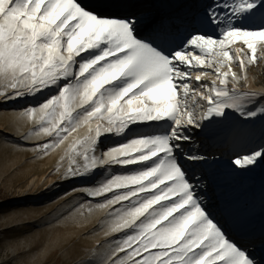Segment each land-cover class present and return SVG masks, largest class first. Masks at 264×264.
I'll use <instances>...</instances> for the list:
<instances>
[{
	"label": "snow or ice",
	"instance_id": "1",
	"mask_svg": "<svg viewBox=\"0 0 264 264\" xmlns=\"http://www.w3.org/2000/svg\"><path fill=\"white\" fill-rule=\"evenodd\" d=\"M184 4V0H95L90 6L82 0H0V101L33 95L68 80L58 95L39 105V112L48 117L49 125L41 131L48 136L54 134L55 138L53 144L43 145L45 149L62 143L69 131L91 118L108 121L102 131L98 127L95 135L84 138L83 172L73 168L68 179L86 174L98 165L126 166L151 161L153 166L144 171L117 175L95 189L84 188L91 197L113 188H126L115 200L136 198L126 213L130 219L112 229H130L135 234H126V239L119 241L106 257L109 264H260L207 213L196 186L206 188L208 178L203 173L189 177L177 153L184 142H191L192 152L183 153L185 160L215 162L218 157L196 150L199 145L185 134V129H199L203 121L223 116L228 109L245 116L256 115L245 112V106L254 101L260 103L264 94L241 92L235 87V73L231 77L233 86L228 87L229 73L221 72L220 66L227 59L236 61L243 69L264 59V47L259 55L256 49V41H264V22L256 28L236 26L250 10L264 8V0H212L205 14L200 18L194 16L191 21L178 12ZM178 20L199 27L212 25L220 35L197 31L184 48L171 51L166 39L178 26ZM141 33L152 39H141ZM235 40H242L248 51L226 50V45ZM190 46L205 55L213 46L218 48L214 71L219 84L212 81L207 94L189 91L190 69L204 64L200 55L193 57L195 50H189ZM94 49H99V53L81 60L78 71H73L77 66L75 57ZM73 77L75 83H70ZM195 80L201 85L200 76ZM120 81H124L123 85L115 87ZM198 96L207 102V112L200 119L188 111L189 97L196 101ZM67 100L76 101L82 111L75 115L66 107L60 111L61 101ZM85 104L90 107H83ZM185 111L186 120L182 118ZM256 111H264V106ZM58 112L66 127L58 123ZM165 118L173 121L166 135L134 138L95 155L101 135H119L133 122ZM130 150L138 153L135 159L128 156ZM89 152L93 154L88 155ZM260 160H264V146L233 156L231 163L245 169ZM140 217L143 220L136 224Z\"/></svg>",
	"mask_w": 264,
	"mask_h": 264
},
{
	"label": "rangeland",
	"instance_id": "2",
	"mask_svg": "<svg viewBox=\"0 0 264 264\" xmlns=\"http://www.w3.org/2000/svg\"><path fill=\"white\" fill-rule=\"evenodd\" d=\"M94 2L95 0H82V3L90 6ZM184 2L183 9L178 12L185 14L191 21L194 16L204 15L212 0ZM262 22L264 8L258 7L244 14L236 22V26L256 28ZM177 24L166 39L171 51L184 48V45L177 44L178 38L186 39L192 33L201 31L190 22L181 24L178 20ZM219 35L218 30L213 34L216 37ZM140 38L152 39L146 33H141ZM262 47L264 41L257 40L258 55ZM235 48L248 51L242 40H235L226 45V50ZM99 51L94 49L75 57L77 66H74L73 71H78V63L81 60L88 59ZM217 51V46H213L208 55L199 50L193 52V57L200 55L204 64L195 66L201 68L198 73L190 70L189 90L194 87L193 78L197 75L217 80L219 84L214 71L217 66L214 63ZM243 58L247 60V57ZM193 63H196L195 60ZM220 71L229 73L228 87L233 86L231 77L235 73L238 77L235 86H238L241 92L254 81L262 88L261 94H264V59H258L243 69L236 61L225 59ZM75 79L73 77L70 83H75ZM67 82L68 80H61L33 95L0 101V264H109L106 257L116 248L119 241L126 239V234H135L125 228H121L119 232L112 231L117 223L130 219L126 213L136 198L115 200V196L122 195L126 188H113L98 197L87 195L84 188L95 189L102 187L117 175L130 176L144 171L153 166L151 161L126 166L98 165L94 169H91V161H88L91 169L88 173L68 179L67 174L73 168L78 167L83 172L85 160L81 153L84 152V138L95 135L98 127L102 131V128L108 125V121L101 118H91L79 124L67 133L62 143H56L54 147H43L46 143L53 144L55 138L54 134L48 136L41 131L42 127L49 125L48 117L39 112V105L58 95L60 87ZM123 83L124 81H120L115 87L118 88ZM61 105L60 111H64L66 107L73 115L82 111L81 107H77L76 101H61ZM260 106H264V100L245 106V112H256L254 116H245L231 109L225 110L223 116H213L212 121L218 119V124L209 125L210 136L218 139L220 145L197 135L203 130L204 123L199 129H185V134L187 131L194 132L190 136L195 144L199 145L196 150L218 157L215 162L185 160L183 153L192 152L191 142H184L177 155L179 163L189 177H197L203 173L208 178L206 188L196 186L197 195L204 198L203 207L207 213L216 220L231 240L246 248L252 257L263 264L258 253L254 251V244L248 245V240H260L264 237V160L245 169H238L231 163L233 156L264 146V111H256ZM83 107L90 106L85 104ZM28 108H35L37 111L29 113L25 111ZM200 109L199 106H189L188 111H192L200 119L203 116ZM182 118H188L186 111ZM57 119L61 126H67L65 121L59 119V112ZM172 126L173 121L168 118L133 122L122 134L101 135L95 155H100V151L119 147L134 138L166 135ZM137 154L130 150L128 156L135 159ZM195 182L193 179V183ZM140 220H143V217L135 223L138 224Z\"/></svg>",
	"mask_w": 264,
	"mask_h": 264
},
{
	"label": "bare ground",
	"instance_id": "3",
	"mask_svg": "<svg viewBox=\"0 0 264 264\" xmlns=\"http://www.w3.org/2000/svg\"><path fill=\"white\" fill-rule=\"evenodd\" d=\"M203 11V10H202ZM206 11V10H205ZM205 11H203V12H205ZM201 17L203 16V14H201L200 15ZM200 16H199V18H200ZM204 29H206V30H210V31H216L215 30V28H214V26H212V25H207L206 27H203ZM197 32V31H196ZM195 33V32H194ZM184 39V38H183ZM189 50H195V49H192L191 47L189 48ZM197 50H195V51H193V52H196ZM199 69H201V68H199V67H193V68H191L190 70H192L193 72H197L198 73V70ZM197 76H199V75H197ZM196 77V76H195ZM195 77L193 78L194 79V82H195V85H194V87H192L189 91L190 92H192V91H196V92H204V94H207V91L212 87V84H211V80H210V78L208 79V78H204V77H201V85H197V83H196V80H195ZM214 81V80H213ZM216 81V83H217V80H215ZM237 89H239L240 90V88H238V86H235ZM242 91H244V92H254V93H257V94H261L262 93V88L260 87V86H258L254 81H251L249 84H248V86L244 89V90H242ZM189 99H191V97H189ZM190 101V100H189ZM188 101V104H189V106L190 107H192V108H194V107H197V106H199V108H201L200 110H201V112H202V114H203V116L202 117H204L205 116V114H206V112H207V102H205V101H203L202 99H200L199 98V96L197 97V99H196V101H193L192 99H191V101H193L192 103H191V101L189 102ZM197 119H199L198 117H196ZM232 121H233V119H232ZM235 121V120H234ZM203 123H204V125H203V130L200 132V133H198L197 135H199V136H203L204 137V139H211L210 141H211V143H214V144H218V145H220V141L218 140V139H216L215 137L213 138L212 136H210V127H209V125L211 126L213 123H217L218 124V119H215V122H213L212 121V119H207V120H205V121H203ZM190 128V127H189ZM193 127H191V129H192ZM194 129V128H193ZM164 130V129H163ZM186 132V131H185ZM194 134V132H192V131H187V133H186V135H193ZM196 135V134H195ZM189 143V142H188ZM263 243L264 242H262V243H260L261 245H263Z\"/></svg>",
	"mask_w": 264,
	"mask_h": 264
},
{
	"label": "trees",
	"instance_id": "4",
	"mask_svg": "<svg viewBox=\"0 0 264 264\" xmlns=\"http://www.w3.org/2000/svg\"><path fill=\"white\" fill-rule=\"evenodd\" d=\"M262 241H264V237L262 238V239H260V240H255V239H250V240H248V245L249 244H259V243H261Z\"/></svg>",
	"mask_w": 264,
	"mask_h": 264
}]
</instances>
